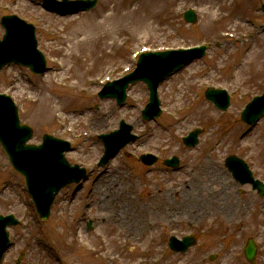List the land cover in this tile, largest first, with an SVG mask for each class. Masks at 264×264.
Masks as SVG:
<instances>
[{
    "label": "rangeland",
    "instance_id": "obj_1",
    "mask_svg": "<svg viewBox=\"0 0 264 264\" xmlns=\"http://www.w3.org/2000/svg\"><path fill=\"white\" fill-rule=\"evenodd\" d=\"M43 1L0 0V40L5 34L3 17L15 15L32 23L49 67L44 76L18 65L4 68L0 92L13 97L23 124L34 130L32 144L48 134L70 141L74 150L67 159L87 168L89 178L64 189L50 219L42 223L24 179L0 145V215L13 214L23 221L11 230L13 246L2 264H250L243 251L249 239L258 246L256 264H264V198L250 185L237 183L224 165L225 158L237 156L264 182V118L251 131L241 119L253 97L264 93V0H121L116 5L114 0H98L93 11L66 17L47 12ZM188 10L196 13V25L184 21ZM109 13L113 17L103 22V29H117L116 40L107 39L109 45L102 51L101 44L89 46L98 50L94 57L85 50L70 56L74 44L86 39L83 34L73 39L72 34L82 26L95 27L97 18L101 21ZM82 17L88 19L81 24ZM69 19L80 21L66 25ZM50 26L52 35L44 32ZM202 44L210 46L206 56L161 85L162 115L156 121L146 122L141 116L149 100L144 83L129 87L122 108L114 100L98 98L101 81L133 70V55L142 47L176 50ZM69 77L73 79L64 80ZM75 84L80 86L74 88ZM210 87L231 94L226 112L205 99ZM121 120L139 139L106 168H99L104 147L98 135L118 129ZM197 129L202 130L199 145L187 148L182 138ZM147 153L159 161L144 166L139 158ZM172 157L179 158L180 170L164 165ZM204 164L212 165L218 178L214 172L204 173ZM201 179L212 198L223 190L233 196L231 206L214 198L204 212L189 214L184 202H175L176 194L181 200L188 193L186 186ZM126 196L133 204L124 202ZM159 197L174 202L156 214L153 199ZM131 205L133 212H123ZM131 218L153 222L151 231L140 235L137 226L129 225ZM188 235L198 238L195 247L185 254L170 250L171 237ZM110 238L113 242L108 243ZM86 244L95 253H89ZM102 254L115 260L101 259ZM211 256L215 260L210 261Z\"/></svg>",
    "mask_w": 264,
    "mask_h": 264
},
{
    "label": "water",
    "instance_id": "obj_2",
    "mask_svg": "<svg viewBox=\"0 0 264 264\" xmlns=\"http://www.w3.org/2000/svg\"><path fill=\"white\" fill-rule=\"evenodd\" d=\"M95 5L96 2L92 1L87 3L79 2L75 5V9L64 12V14L78 12L80 10H90L93 9ZM14 19L16 18H6L2 22V24L6 26L8 34L4 38L5 42H0V69L4 65L15 61L24 66L31 67V70L36 74H43L46 70V61L43 55L37 51L34 30L31 28V30L27 32V26L23 22V27L18 29L12 24ZM186 19L188 22H196V17L193 12H189L186 15ZM16 31L17 34H15ZM25 40L30 44L31 50H16L21 45V42ZM197 50L205 49L201 48ZM203 54L204 53L201 51L200 54H195L190 57L184 56V59L179 61H170V54L145 55L139 63L140 71L136 75L134 74V78H128L121 86L117 84L110 86V90L101 94L100 97L116 98L118 103L122 105L126 100L125 91L128 84L130 82L143 80L148 85L151 92V103L147 113H149L150 110H155L153 117H158L160 111L158 110L159 103L156 91L159 83L167 75L181 69L188 61L196 57H201ZM206 96L220 108L225 109L226 106H228L227 104H220L217 100L218 96L214 92H208ZM147 113L145 117L149 119L150 116H148ZM263 113L264 96L261 99H256L247 107L243 114V120L246 124H255ZM31 136L32 130L20 124L17 110L12 101L8 98L0 97V141L14 168L25 176L28 189L35 199L39 214L43 219H47L55 194L58 193L63 186L80 181V179L85 176V171L79 170L78 167L75 169L70 168L64 159L63 153L70 150V145L68 143L46 136L43 146H27L26 143ZM193 142L196 143L195 141ZM112 155L113 153L109 147H107L106 155L103 157L101 163L103 165L106 164ZM227 166L234 173L235 179H241L243 183H251L253 188L259 190L261 196L264 197L263 186L253 180L248 166L242 160L231 157L227 161ZM59 173H61V176L58 175ZM15 224H17V222L12 217L6 219L0 217V260L9 245L5 228L7 225ZM194 244L195 240L191 238H185L183 242L171 241V247L180 252L187 251ZM246 251L248 260L254 262L256 248L253 241L249 242Z\"/></svg>",
    "mask_w": 264,
    "mask_h": 264
},
{
    "label": "bare ground",
    "instance_id": "obj_3",
    "mask_svg": "<svg viewBox=\"0 0 264 264\" xmlns=\"http://www.w3.org/2000/svg\"><path fill=\"white\" fill-rule=\"evenodd\" d=\"M82 2L84 3H87V2H91L90 0H81ZM115 1V5L118 4L121 0H114ZM75 5L76 3H72V6H68L67 4H64V3H60L59 4V7L61 9L62 12H69L71 11L73 8H75ZM1 7V5H0ZM95 9V7L93 8V10ZM113 15L112 13H109L107 16L103 17L101 21H99V19L97 18L93 20H96L95 21V24L96 26L95 27H90V26H82V28H80V30L78 31H75L73 34H72V37L73 39H78L79 36H81L83 34V36H85L86 39H82V41H78L77 43L74 44V49L75 50H72V53L70 56H74L75 52L79 51V50H85L86 52H88L91 56H96L95 53L98 51V50H95V49H91L89 46H95L97 45V47L99 46V44H101V50L102 49H106L107 46L109 45L107 43V39L108 41H114L116 40V36L119 35V31H117V29H110L109 32H106L105 29H103L104 25H103V22L104 21H107L108 19L112 18ZM208 17H210V19L212 20H215L212 16L208 15ZM16 19H14V22L12 23L15 27H17L18 29H21L23 27L22 25V19H17L19 17H15ZM86 18L88 19V17H82V20L80 21V19H69L68 23L66 25H68L69 23H73V22H77V21H80V23L82 24L84 20H86ZM71 20V21H70ZM46 21V20H44ZM86 22V21H85ZM84 22V23H85ZM26 24V29H27V32L31 30V28L34 30V36L35 38L37 37L36 36V27L32 24V23H28V22H25ZM52 26V25H51ZM51 26L49 28H45L44 27V32L45 33H48V34H54L55 31H52V28ZM85 27V28H84ZM107 28V27H106ZM24 29V28H23ZM22 29V30H23ZM86 29H88L86 31ZM119 29V28H118ZM96 32V33H95ZM8 34V31H6V36ZM59 35V33H57ZM5 34L3 36V39L0 40V41H4L5 42V39L4 37H6ZM96 36V38H95ZM87 37H90L87 39ZM2 42V43H4ZM87 49L85 48L86 46ZM16 50H31L30 48V44L25 40V41H22L21 42V45L16 49ZM39 50V48H38ZM49 50H53L55 52H57L56 48L55 49H50ZM102 59H103V56H102ZM101 60V59H100ZM103 61V60H102ZM63 67H66V64L65 63H62ZM67 71V70H66ZM69 72H72L71 69H68ZM68 72V74H69ZM73 78L72 77H69V78H65L64 80L67 81V80H72ZM73 86V85H72ZM80 86V84H75L73 87L74 88H78ZM71 87V86H70ZM208 111H210V108H207ZM60 111H62V109H60ZM99 124H101L102 126L104 125V122H100ZM253 130V129H252ZM90 136V135H89ZM73 152V151H72ZM69 154V153H68ZM66 154V156L68 155ZM114 159V158H112ZM203 171L204 173L207 172V174H209L210 172H214L213 173V177L214 178H218V175H216L215 173H217V171L214 170V167L212 165H203ZM218 174V173H217ZM212 175V174H211ZM104 180H102V178H100V181L99 183H103ZM200 181H203V179L201 180H193L192 181V184L190 186H186L185 190L188 191L187 195H183L182 199L180 200V198L178 197L179 194H176L177 191L176 190H173V193L176 194V199H175V202L177 200H179L180 202H184L186 204V209H189V214L190 213H193V214H197V213H201V212H204V210L208 207V204L210 203L211 199H220L221 198L223 199L222 201H225L227 202V204L230 203V206L231 204L233 203V196H227L226 194H224V190L221 191V193L218 195V196H215V197H211V195L209 194V188L206 187L205 189L203 188L202 186V182ZM98 190H99V187H98ZM201 191V192H200ZM185 193V192H184ZM228 194V192H227ZM157 199V198H156ZM129 200V196H126L124 197V202L127 204V205H130V204H133L132 202L128 201ZM153 201L155 202L154 204V208H155V213H163V212H166V209L171 207L173 205V202L174 201H171L168 199V197H164V198H160L158 200H155L153 199ZM225 205L226 209L229 208L230 206L228 205ZM115 209V208H114ZM123 212H133V205H131L130 207L128 206L127 208V211L126 209L123 211ZM134 216V215H133ZM195 217V216H193ZM131 223L129 224L130 226H132V229H133V226H137L135 227V230H137V228L139 229V234L142 235L144 232L146 231H151L152 227H153V222H149V223H146L144 222L143 220H141L140 218L136 220V218L134 219H130ZM113 242V239H109L108 240V243H111ZM141 242V241H140ZM105 243H107V240H105ZM89 248H90V251L89 253H93L94 251H96V249H91V246L92 245H89V244H86ZM138 245V244H137ZM95 253V252H94ZM101 259H113L111 258L110 256H106L105 254H102V256H99ZM115 260V259H113Z\"/></svg>",
    "mask_w": 264,
    "mask_h": 264
}]
</instances>
